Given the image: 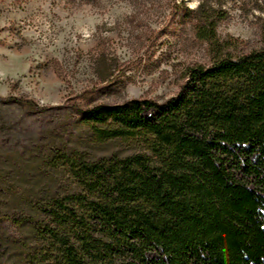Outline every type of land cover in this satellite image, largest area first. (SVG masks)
Masks as SVG:
<instances>
[{"label": "trees", "instance_id": "1", "mask_svg": "<svg viewBox=\"0 0 264 264\" xmlns=\"http://www.w3.org/2000/svg\"><path fill=\"white\" fill-rule=\"evenodd\" d=\"M199 22L212 61L187 68L176 96L79 111L95 142L139 151L97 158L54 142L0 156L11 159L0 173V264H264V197L231 165L247 155L243 171L264 193V44L239 51L213 42L217 19ZM15 107L60 108L0 97V110ZM15 175L38 185H7Z\"/></svg>", "mask_w": 264, "mask_h": 264}, {"label": "rangeland", "instance_id": "2", "mask_svg": "<svg viewBox=\"0 0 264 264\" xmlns=\"http://www.w3.org/2000/svg\"><path fill=\"white\" fill-rule=\"evenodd\" d=\"M261 5L262 0H0V97L60 107L44 113L2 108L0 117L10 123L0 122V156L54 142L97 158L134 154L140 146L133 141L95 142L79 111L133 99L162 103L176 96L187 68L212 61L209 43L199 36L203 15L217 19L213 42L235 40L239 51L261 49ZM145 115L152 118L155 112ZM14 124L10 139L4 127ZM247 158L239 154L232 160L233 171L264 197L243 171ZM8 160H0V173L10 170ZM38 182L15 175L7 185ZM148 257L158 259V254Z\"/></svg>", "mask_w": 264, "mask_h": 264}]
</instances>
